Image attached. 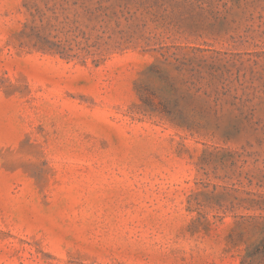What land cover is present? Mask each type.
<instances>
[{
	"label": "rangeland",
	"instance_id": "374dc122",
	"mask_svg": "<svg viewBox=\"0 0 264 264\" xmlns=\"http://www.w3.org/2000/svg\"><path fill=\"white\" fill-rule=\"evenodd\" d=\"M0 264H264V0H0Z\"/></svg>",
	"mask_w": 264,
	"mask_h": 264
}]
</instances>
